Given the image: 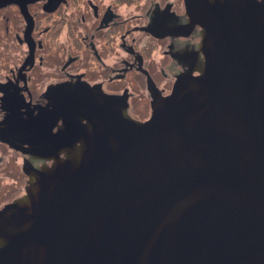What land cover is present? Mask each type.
Returning a JSON list of instances; mask_svg holds the SVG:
<instances>
[{"label":"water","instance_id":"95a60500","mask_svg":"<svg viewBox=\"0 0 264 264\" xmlns=\"http://www.w3.org/2000/svg\"><path fill=\"white\" fill-rule=\"evenodd\" d=\"M184 2L201 75L120 131L93 107L90 145L0 212V264H264V0Z\"/></svg>","mask_w":264,"mask_h":264},{"label":"flooded vegetation","instance_id":"af4514ba","mask_svg":"<svg viewBox=\"0 0 264 264\" xmlns=\"http://www.w3.org/2000/svg\"><path fill=\"white\" fill-rule=\"evenodd\" d=\"M203 35L184 0H0V212L90 145L93 107L115 131L150 120L201 75Z\"/></svg>","mask_w":264,"mask_h":264},{"label":"rangeland","instance_id":"374dc122","mask_svg":"<svg viewBox=\"0 0 264 264\" xmlns=\"http://www.w3.org/2000/svg\"><path fill=\"white\" fill-rule=\"evenodd\" d=\"M3 182H10V181H8V180H5V179H4V181H3Z\"/></svg>","mask_w":264,"mask_h":264}]
</instances>
